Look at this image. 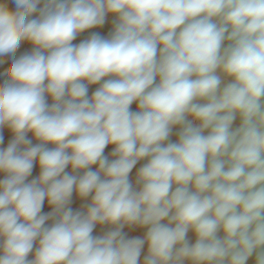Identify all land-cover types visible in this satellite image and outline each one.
<instances>
[{
  "label": "clouds",
  "instance_id": "clouds-1",
  "mask_svg": "<svg viewBox=\"0 0 264 264\" xmlns=\"http://www.w3.org/2000/svg\"><path fill=\"white\" fill-rule=\"evenodd\" d=\"M14 2L15 12L0 4V56L24 40L36 48L14 59L0 86V128L15 134L0 149V264H138L145 240L125 239L126 224L150 225L145 264H245L264 246V0H48L32 20L40 0ZM108 13L119 17L110 39L93 33L72 44ZM225 39L232 43L222 51ZM218 69L234 77L222 90ZM106 76L116 78L89 99L82 81ZM134 101L140 111H130ZM236 113L242 124L233 131ZM178 124L179 142L165 146ZM28 132L42 143L31 146ZM37 157L40 177L25 183ZM145 157L137 192L128 176ZM69 164L89 170L70 175ZM74 188L82 198L94 193L86 214L66 207ZM46 198L53 212L41 215ZM97 223L117 227L93 237Z\"/></svg>",
  "mask_w": 264,
  "mask_h": 264
},
{
  "label": "bare ground",
  "instance_id": "bare-ground-1",
  "mask_svg": "<svg viewBox=\"0 0 264 264\" xmlns=\"http://www.w3.org/2000/svg\"><path fill=\"white\" fill-rule=\"evenodd\" d=\"M45 3L47 4L48 3V0H45ZM39 7H40V5H39ZM41 9H42V7H41ZM40 13V12H39ZM33 14V13H32ZM32 14L29 16V18H32L33 16H32ZM114 16V15H113ZM34 17H35V15H34ZM107 17V16H106ZM116 17V16H115ZM118 20V19H117ZM111 21H112V19H111ZM213 22H216V18H214V20H213ZM96 28H97V26H96ZM92 29H94V27L92 28ZM99 29V28H98ZM101 29H102V27L100 28V31H101ZM87 30V29H86ZM85 30V31H86ZM231 29H229V31H230ZM84 31V32H85ZM177 31H179V29L177 30ZM83 32V31H82ZM87 32H88V30H87ZM87 32H86V34H87ZM89 33V32H88ZM93 33H96V34H98L99 36L101 35V34H99L98 33V30H94L93 32H91V33H89V35H90V37L89 36H87V35H83V34H85V33H83V34H78V35H80V39H83V38H81V35H83V36H85V38L87 37H89V38H91V36H92V34ZM77 35V36H78ZM103 35V34H102ZM225 35H227V33L225 34ZM79 37V36H78ZM78 37H77V39H78ZM101 37V36H100ZM103 37V36H102ZM87 38L85 39V40H87ZM105 39H106V37H104ZM107 38H109V37H107ZM79 41H81V40H79ZM27 42V43H26ZM76 42H78V41H76ZM81 42H83V40L81 41ZM232 42L231 41H228L227 39H225L224 40V42H223V44H222V51H223V49L224 48H226V47H228L229 46V44H231ZM73 44V43H72ZM77 44V43H76ZM30 45H31V42L30 41H27V40H25L21 45H19L20 47L18 48V50H16V52L13 54V55H9V54H7V55H4V56H1L3 59H5V61L3 60L2 62H0V86H2L3 84H4V82L6 81V80H8V76L7 75H5V73L11 68V65H12V63H13V60H14V58L16 57V58H20L21 56H23V55H25L26 54V52L31 48L30 47ZM73 45H75V44H73ZM78 45H79V43H78ZM33 47V46H32ZM160 47H162V45H158V50H159V48ZM33 50V49H32ZM30 51V50H29ZM28 51V52H29ZM31 52V51H30ZM45 54V53H44ZM9 55V56H8ZM6 56V57H5ZM1 58V59H2ZM7 58L8 59H10V61H7ZM217 75H219L220 76V78H221V85H220V88H221V90L223 89V87H225L227 84H229V83H232V82H234V77H231V76H227L226 74H224L221 70H217V73H216ZM116 77L115 76H106V77H104V78H102V80L101 81H99V82H97V83H95V84H88V82L85 80V81H82L83 83H85L86 85H87V88H88V93L87 94H89V95H91L90 96V98L89 99H91V97H92V95H93V93L95 92V89H97V87L99 86V88H100V86L103 84V82L105 81V80H107V79H115ZM193 79H195V76H193L192 77ZM159 80H160V78H159V76H157L156 77V80H155V83L156 84H158L159 83ZM45 83H47V81H45ZM46 95H48V94H45V96ZM49 97V96H48ZM47 96L45 97V100H46V103L49 105V106H51L52 105V102L54 103V101H53V99H49V98H52V97H49L48 98ZM194 102H196V103H201V104H203V103H207V101L206 100H203V99H199V100H196V101H194ZM261 102L262 103H264V98H262V100H261ZM130 111H132V112H137V111H140V109H139V107H138V101H134L131 105H130ZM187 120H189V121H191L192 122V124H193V126H195V127H199V125L201 124V121H199V120H197V119H195L193 116H191V115H188L187 116ZM241 124H242V117L240 116V114L239 113H236V116H235V119H234V121H233V123H232V125H231V130H235V129H237V128H239L240 126H241ZM182 129H183V125H174V126H172V128H171V132H170V135H169V137H168V139L166 140V141H164L163 142V144L166 146L168 143H177V142H179V133L182 131ZM209 131H210V129H205L204 130V132H203V135H208V133H209ZM0 136H2L3 137V142L2 143H0V146H3V145H9L11 142H12V140L15 138V134L13 133V131L7 126V125H5V126H3L2 128H0ZM26 138L28 139V140H30L32 143L31 144H35V143H33V141H37L36 140V137L34 136V133H32V132H28L27 134H26ZM35 139V140H34ZM40 141V140H39ZM38 143V142H37ZM40 143V142H39ZM38 143V144H39ZM21 146H23V145H21ZM32 146V145H31ZM4 147V146H3ZM29 147V146H28ZM45 147L46 148H48V149H54L55 147H56V145L55 144H53V143H47V144H45ZM115 147H116V145L115 144H109V145H107L106 146V148L104 149V152H103V155L105 156V157H107V159L111 162V161H113V160H115V159H117L118 158V156H114L112 153H113V151H114V149H115ZM7 148V147H6ZM23 148V147H22ZM26 148V147H25ZM5 149V148H4ZM24 150V149H23ZM69 151V153H70V150H68ZM38 158V157H37ZM150 160V157H145V158H142V159H140V160H138L137 161V163L135 164V166L133 167V169L131 170V172L129 173V176H128V179H129V182H130V184L132 185V188H133V190L134 191H140L141 189H142V183H138L137 182V180H138V173H139V170L144 166V165H146L147 163H148V161ZM36 161V164H37V162H39L38 161V159L37 160H35ZM35 161H34V163H35ZM35 164V165H36ZM35 165H33V166H35ZM37 166H35V168H36ZM35 168H33V169H35ZM90 169L92 170V171H98L99 170V163L97 162L96 164H93V165H91L90 166ZM37 170H39V172H41L42 170H41V167H37ZM36 170V172H37V174H39V172ZM89 169H79V170H75V171H77V173H78V175L79 176H83L84 175V173L86 172V171H88ZM71 171H74L73 170V168H72V166H71V164H69L66 168H65V172H67L68 174L69 173H72ZM35 172V171H34ZM31 174H32V172H31ZM63 174L64 173H61V177L63 176ZM2 175H5V173H3L2 171H0V180H1V178H2V180L3 179H5V177L3 178L2 177ZM40 175V174H39ZM6 177H7V174H6ZM29 177V176H28ZM33 176L31 175V178H32ZM40 177V176H39ZM61 177H57V179H59V178H61ZM101 178L102 179H106V177L104 176V173L103 172H101ZM34 179H39V178H37V177H34ZM33 179V180H34ZM31 182V181H30ZM178 185H176V184H173V186H172V191H174L175 190V188L177 187ZM192 186L190 185V188H191ZM194 190V189H193ZM91 195L93 196L94 195V193H91ZM75 196H78L79 197V195L77 194V191L75 190V188H74V190H73V193H72V196H71V198H70V202H69V204L66 206L67 208H71L72 209V211H73V213H76V212H80V213H82V214H86L87 213V210H82L78 205H77V203H76V205H74L73 203V201H74V197ZM77 197V198H78ZM79 199V198H78ZM78 199H77V201H78ZM83 199V201L85 202L86 200H84V197L82 198ZM75 201H76V199H75ZM82 201V200H81ZM82 201V202H83ZM73 202V203H72ZM85 204V203H84ZM89 206V205H88ZM53 208H54V206L53 205H50L49 204V202H48V199L46 198L45 200H44V202H43V206H42V209H41V215H47V214H50V213H52L53 212ZM83 208H85V207H83ZM172 213H170V215H171ZM58 219V217H51V218H49L48 220H46L45 221V225H44V227H48V228H50L55 222H56V220ZM161 223L162 224H169V220H168V218H165L164 220H162L161 221ZM98 224V223H97ZM106 225H107V227H108V232H110V231H113V230H115V228L117 227L116 225H112V224H109V223H106ZM170 227H174L175 226V224L173 223V224H170L169 225ZM149 227H150V225H145V226H141V225H125L122 229H121V232H122V234H123V236H124V238L125 239H134V238H139V239H144L145 240V243H144V245H143V247H142V249H141V253H140V256H139V258H138V264H145V258L149 255V243H148V241L146 240V235H147V232H148V229H149ZM103 228V227H102ZM96 229H97V226L95 225L94 226V228H93V232H92V236H94V234H99L100 236L99 237H101L102 235H104V234H100L99 232H96L95 233V231H96ZM98 230V229H97ZM102 230V229H101ZM101 230H99L101 233H103ZM105 230V229H104ZM106 231V230H105ZM107 232V233H108ZM94 233V234H93ZM96 234V236L95 237H98V235ZM105 236V235H104ZM224 236H225V233L223 232V229L221 228L220 230H218V232H217V237L218 238H220V239H223L224 238ZM103 237V236H102ZM186 239H187V241L189 242V244L190 245H194L195 243H196V241H197V235H196V233H195V231H194V229H189L188 230V232H187V234H186ZM3 242V238L2 237H0V243H2ZM180 245H176L175 247L176 248H178ZM39 248V237L34 241V243H33V248H32V251L28 254V257H27V260H29V261H31V260H34L35 259V254H36V251H37V249ZM262 249H264V246H260V247H258L257 249H255L254 251H253V253L248 257V259H247V261L245 262V264H257V255H258V253L262 250ZM3 253H2V250H0V255H2ZM182 264H194V262L191 260V259H188V258H185L183 261H182ZM206 264H207V262H206ZM212 264H214V262H212ZM225 264H227V261H225Z\"/></svg>",
  "mask_w": 264,
  "mask_h": 264
},
{
  "label": "rangeland",
  "instance_id": "rangeland-1",
  "mask_svg": "<svg viewBox=\"0 0 264 264\" xmlns=\"http://www.w3.org/2000/svg\"><path fill=\"white\" fill-rule=\"evenodd\" d=\"M0 4H5L6 6H7V8L10 10V11H13V12H15L16 10H17V8H16V4H15V2H14V0H0ZM39 5H40V7H39ZM45 5H46V3H45V0H40V2L38 3V5H37V10L32 14V18H27L28 20H32V19H39L40 18V9H41V7L42 8H44L45 7ZM34 15H35V17H34ZM114 15V16H113ZM107 17H105V20H104V23L102 24V25H100V26H97V28L96 27H94V29H92V28H90V29H87L88 30V32L89 33H91V32H93L95 29L96 30H98V33L99 34H101L100 36L102 37V38H104V37H106V39H110L111 38V36H112V34L114 33V31H115V26H116V23H118V20H119V17H118V14H115V13H108L107 15H106ZM116 16V17H115ZM111 19H112V21H111ZM118 19V20H117ZM102 27V29H101V31H100V28ZM99 28V29H98ZM87 30L84 32H80L81 34H83V33H85V34H83V35H87V36H89L90 37V35H89V33L87 32ZM86 32H87V34H86ZM80 33H78V34H80ZM77 34V35H78ZM103 34V35H102ZM83 35H81V38H83V39H80V35H78V36H76V38L72 41V43L73 44H75V45H78V43L80 44L81 43V41L83 40V41H85V39L87 38H85V36H83ZM77 37H78V39H77ZM87 38V40L88 39H90V38ZM107 37H109V38H107ZM105 39V38H104ZM79 40H81V41H79ZM25 41V40H24ZM24 41H21V43H20V45L24 42ZM76 41H78V42H76ZM27 43V42H26ZM77 43V44H76ZM33 46V47H32ZM20 47V46H19ZM18 47V48H19ZM30 51L28 52H26V54L25 55H27V54H31L34 50H35V48H36V46L31 42V45H30ZM18 48H17V50H18ZM33 49V50H32ZM48 51L49 50H46L44 53H45V55H47L48 54ZM9 55H13V54H9ZM8 55V56H9ZM6 57V56H5ZM2 57L0 56V61H5V59H1ZM14 59H18V58H14ZM7 61H10V59H8L7 58ZM14 61V60H13ZM99 88V86L97 87V89ZM97 89H95V91L97 90ZM88 95V98H90V96L91 95H89V94H87ZM47 97L49 96V97H51V95L50 94H48V95H46ZM45 96V97H46ZM48 97V98H49ZM49 99H52V98H49ZM52 104H53V102H52ZM35 140V139H34ZM36 140H37V138H36ZM40 142V143H42L41 141H39V139L37 140V141H33V143H35L34 145H37L38 143ZM32 143V142H31ZM39 143V144H40ZM32 146H34L33 144H31ZM4 146V147H3ZM3 146H0V149H6V147H8V145H3ZM29 145H23V146H20V148H21V150H23V149H25V147H28ZM23 147V148H22ZM38 159V161H39V158H36V160ZM35 161V160H34ZM34 161H33V165H35L36 164V161H35V163H34ZM35 166H37L38 168L40 167V165H39V162H37V164L35 165ZM35 166H33V168H35ZM37 167L35 168V169H33L32 168V174H30L29 175V177H27L26 178V180H25V183H30V181H32L33 179H34V177H37V178H39V174H41V172H39V170H37ZM36 170L39 172V174H37V172H36ZM35 171V172H34ZM72 173H69L70 175H76V176H78L79 177V175H78V173H77V171H71ZM3 173H5V172H3ZM6 174L7 173H5V175H2V177L4 176L5 178H6ZM31 175L33 176L32 178H31ZM3 177V178H4ZM1 180H2V178H1ZM77 194H78V192H77ZM79 195V194H78ZM78 196H75L74 198L76 199V201H75V199H74V205H76V203H77V205L82 209V210H87L88 209V207L91 205V203H92V195L91 194H89L87 197H84V200H86L85 202L83 201V199H82V197H78ZM77 199H78V201H77ZM83 202H82V201ZM85 203V204H84ZM76 205V206H77ZM89 205V206H88ZM83 207H85V208H83ZM96 226H97V229H96V231H95V233L96 232H99L101 235L102 234H104V235H106L107 234V232H108V227H107V225H106V223H104V224H101V223H98V224H96ZM103 227V228H102ZM102 229V230H101ZM106 231H105V230ZM99 230H101L103 233H101ZM94 234V233H93ZM97 234V233H96ZM96 234H94V236L93 237H95L96 236ZM98 235V237L100 236L99 234H97ZM104 235H102V236H104ZM101 236V237H102Z\"/></svg>",
  "mask_w": 264,
  "mask_h": 264
}]
</instances>
